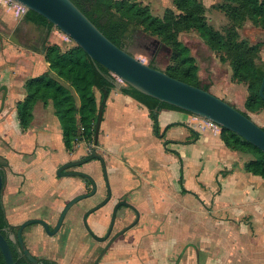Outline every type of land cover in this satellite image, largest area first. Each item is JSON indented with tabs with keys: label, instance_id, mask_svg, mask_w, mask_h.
<instances>
[{
	"label": "rangeland",
	"instance_id": "1",
	"mask_svg": "<svg viewBox=\"0 0 264 264\" xmlns=\"http://www.w3.org/2000/svg\"><path fill=\"white\" fill-rule=\"evenodd\" d=\"M131 1L147 6L151 13L158 17H163L167 9L175 10L172 0ZM199 1L205 8L209 25L225 35L233 26L226 12L222 10L226 0ZM17 10L9 0L0 3V87L6 85L13 88L17 98H21L26 95L25 84L29 79L48 72L44 48L58 45L63 50H68L77 44L56 27L48 34L46 28L25 22L26 14L18 16ZM245 24L246 22L238 29L240 39L252 46L264 44V34L253 36L254 33L250 31L255 29L251 25L246 27ZM178 38L190 49L192 57L196 60L201 85H207L212 94L216 93L228 104H234L235 108L247 113L257 125L264 128V111L250 112L242 103L246 102L249 94L247 83L233 81L230 60L221 62L223 56L227 57L226 53L211 50L194 30H183L178 34ZM127 41L124 51L144 64L163 72L172 64L171 49L158 37L145 32L142 27L131 30ZM258 57L257 64L263 65V45ZM52 77L57 79L55 74ZM62 83L69 87L64 81ZM116 83L121 88L126 86L118 78ZM116 89L118 90L115 88L113 91ZM72 93L79 104L73 89ZM95 93L100 103L101 93L97 90ZM216 94L214 95L217 96ZM1 95L0 93V109ZM6 102L7 98L3 111L10 116V111H15L16 104L11 103V107V104L6 105ZM117 117L118 114L115 121H118ZM50 118L59 123L54 114ZM134 120L135 123L138 122L136 132L113 123L107 131L108 146L102 139V128L97 147L94 146V141L76 144V161L90 154L92 148L102 156L111 185L110 204L94 214L89 221L95 234L99 237L105 235L112 208L122 199L136 206L140 213L138 226L117 241L99 264H264V220L258 218L261 214L258 208L260 204L255 203L252 198L246 203L245 199L249 195H243L239 202L232 203L228 186L226 189L211 180V173L205 179L211 180V185L205 181L206 185H202L199 183L195 166H192L190 171L195 170L186 172L182 179L180 167L171 164L167 159L174 156H169L170 152H167L161 140L152 134L151 125H148L143 117H135ZM11 121L13 122L12 119ZM0 146L4 147L5 144ZM107 148L118 150V153L114 155ZM1 150V153L8 152L7 149ZM237 155L239 158L235 161L238 165L254 158L242 152ZM76 171L89 174L100 185V189H103V170L98 160H93ZM9 173L18 174L11 167H7L6 175ZM222 178L220 176L219 181H223ZM79 180L80 178L77 179L76 185L68 183L54 189L50 201L59 204V208L52 216L45 217L52 224H55L66 204L83 192ZM182 186L191 194H183ZM19 195L21 197L18 198L28 204L30 197L23 198V192ZM104 197L103 189L96 198L84 200L81 205L75 206L66 216L64 229L57 237H46L39 231V226L27 228L26 247L40 258H49L58 264H94L105 244L87 238L86 233L82 231L80 214L89 206L98 204ZM44 211L47 209L44 208ZM131 220L130 211L121 210L114 232L124 228ZM9 221L19 226L26 220L17 217ZM64 236L68 238L65 243Z\"/></svg>",
	"mask_w": 264,
	"mask_h": 264
},
{
	"label": "trees",
	"instance_id": "2",
	"mask_svg": "<svg viewBox=\"0 0 264 264\" xmlns=\"http://www.w3.org/2000/svg\"><path fill=\"white\" fill-rule=\"evenodd\" d=\"M71 1L110 41L123 50L128 43V34L133 29L142 27L145 32L158 37L172 51V64L165 73L209 91L207 85L200 83L199 67L190 49L178 38V34L183 30L196 31L211 50L226 53L227 57L223 56L221 62L230 60L233 81L247 83L249 94L245 102L246 109L253 113L264 111V101L259 94L264 78V64H257L260 49L264 44L252 46L247 41L241 40L238 33V29L247 21L264 29V0H226L222 10L226 12L233 26L225 35L215 31L209 25L205 8L199 0H172L175 10L167 9L163 17L154 16L147 6L131 0ZM24 21L46 28L48 34H51L55 28L47 19L33 11L26 13ZM44 50L48 72L26 82V96L17 104L19 126L22 131L30 128L34 120L35 106L39 102L45 106L52 104L54 114L61 125L64 147L67 151L73 152L77 143L94 141L100 107L104 106L105 109L104 99H108L116 88V77L91 59L78 45L68 50L52 45ZM53 74L57 79L52 77ZM62 81L69 84L75 91L79 104L75 95ZM96 90L101 93L100 103L97 101ZM120 90L124 95L132 97L148 109L153 122V134L158 139L165 138V132L161 130L159 122L160 111L168 109L190 114L146 96L131 86L126 85ZM179 125L182 124H171L165 131ZM198 138L199 134L191 130V137L186 143H193ZM221 139L228 149L252 155L254 158L245 163V171L264 180V153L261 150L225 128H221ZM170 143L173 142H164L165 146ZM7 167L8 164L1 159L0 173L4 178V185L0 194V232L10 244L15 264H32L23 253L19 252V244H14L9 238L8 231L11 225L4 203ZM181 188L183 194L189 193L183 186ZM41 261L42 264H58L53 260ZM0 264H6L1 249Z\"/></svg>",
	"mask_w": 264,
	"mask_h": 264
},
{
	"label": "crops",
	"instance_id": "3",
	"mask_svg": "<svg viewBox=\"0 0 264 264\" xmlns=\"http://www.w3.org/2000/svg\"><path fill=\"white\" fill-rule=\"evenodd\" d=\"M245 25L246 27L251 25L255 29V31H250V33H254L253 36L264 34V29L255 28L251 21H247ZM69 89L72 91L71 87ZM216 95L223 98L218 94ZM25 96L17 98L13 88L9 87L6 105L15 103L16 108L15 111L11 109L10 116L5 111L0 114V144H5L4 147L0 146V151H2L1 149L8 150L7 153L0 152V157L7 160L8 167L18 172V174H8L7 186L4 191V203L9 219L23 217L28 220L33 217L40 218V215L42 217L52 216V213H55L59 208V204L50 201V198L54 195V189L68 183L76 185V181L79 179L78 177L61 178L56 174L60 166L76 160V146L73 152L65 149L60 122L55 123L53 121L56 120L50 118L54 114L52 104L45 107L44 104L38 103L35 106L34 120L29 130L22 131L20 129L17 118V104L24 100ZM106 102L108 104L104 109L101 128L104 132L102 139L107 146L109 137L107 131L110 130L111 125L118 123L119 126L125 127L131 132H136L138 122L135 123V117L145 118L148 125H151L153 134V122L148 109L135 99L124 95L120 89H116L111 92ZM242 103L245 105V102ZM117 114L119 119L115 121ZM39 116H42L41 121L38 119ZM159 122L161 130L165 132V138L160 139L162 144H164V141L173 142L170 143V146L164 144L167 152H170L169 156H174V158L169 157L167 159L171 164L180 167L183 179L186 172H193L197 169L199 183L202 185H206L205 182H209V185H211L213 179L214 182L218 185L221 184L226 189L228 186L232 203L239 202L240 197L243 195H249L245 199L246 203H249L250 198L255 203H259L260 207L258 208H260L261 214L258 218L264 220V180L247 173L245 163L241 165L236 163L235 159L239 158L237 153L241 152L225 147L221 139V130L218 127H211L206 120L199 117L168 109L160 111ZM175 123L182 125L165 131L167 126ZM191 130L198 133L199 138L193 143H186L191 137ZM107 150L113 152L114 155L118 153V150L114 151L112 148H107ZM192 166H195V169L190 171ZM210 173L212 174L211 180L205 181ZM220 176L223 177V181H219ZM20 192H23V198L24 196L30 197L28 204H24L21 198H18ZM188 194H191V192L189 191ZM44 208L47 211H44ZM262 223L264 224V221ZM10 224L18 226L12 221Z\"/></svg>",
	"mask_w": 264,
	"mask_h": 264
},
{
	"label": "water",
	"instance_id": "4",
	"mask_svg": "<svg viewBox=\"0 0 264 264\" xmlns=\"http://www.w3.org/2000/svg\"><path fill=\"white\" fill-rule=\"evenodd\" d=\"M10 1L13 2V0ZM24 2L28 5V11H33L47 19L63 34L71 38L91 59L109 70L124 84L131 86L142 94L155 98L162 103L186 111L194 116L216 124L220 128H225L239 135L264 153V129L257 125L249 116H246L242 111L215 96L210 91L175 79L163 71L144 64L134 56L119 48L110 41L71 0H24ZM43 53H45V50H43ZM116 88L120 89L121 87L116 85ZM2 92L3 97L0 114L5 108V100L8 93V87L6 85L1 86L0 93ZM259 94L264 101V78L262 80ZM106 101L107 98L104 99V102ZM103 115L104 106H101L95 131V147H97L99 143ZM93 160H99L104 165L103 170L108 187L110 188L105 160L102 156L97 154L95 148L86 160L73 161L60 166L57 170V176L85 177L90 179L94 182L95 191L92 195H95L97 185L90 175L76 170L67 173L63 172L65 169L79 167ZM3 185L4 178L0 173V194L2 193ZM111 195L112 194L110 193V197L107 201L111 199ZM86 197L87 196H79L66 205L61 214L58 226L54 231H50L48 224L43 220H28L20 225L17 235H10V240L14 244H19L23 255L26 256L32 264H42L26 248L23 239L24 229L30 225L39 224L43 226L51 236L55 235L59 231V228L63 224L71 208ZM105 204L106 202L94 208L89 214L101 209ZM122 205H124V203H120L116 209ZM116 215L117 210H115L113 215V222L110 231L107 237L103 240L108 239L112 233ZM133 226L134 224L131 227ZM87 227L89 228V226ZM131 227L122 231L118 236L124 234ZM90 233L93 234L91 230ZM0 249L5 258L6 264H15L10 244L1 232Z\"/></svg>",
	"mask_w": 264,
	"mask_h": 264
},
{
	"label": "flooded vegetation",
	"instance_id": "5",
	"mask_svg": "<svg viewBox=\"0 0 264 264\" xmlns=\"http://www.w3.org/2000/svg\"><path fill=\"white\" fill-rule=\"evenodd\" d=\"M0 88H1V87H0ZM1 94H2V95H1V98H2V97H3V92H2ZM93 149H94V148L91 149L90 154H88V155L85 156L84 158H81L79 161H83V160H86L87 158H89V156H90V155L92 154V152H93ZM1 159L5 160L4 158L0 157V160H1ZM74 161H76V160H74ZM98 161H99V160H98ZM71 162H73V161H71ZM99 162H100V161H99ZM5 163L8 164L7 160H5ZM68 163H69V162H68ZM100 163H101V162H100ZM87 164H89V162L86 163V165H87ZM84 165H85V164H84ZM84 165H81V166H79V167H75V168L65 169L63 172H64V173H67V172H70V171H74V170H76V169H80V168H82ZM8 166H9V164H8ZM101 166H102V170H103L104 165H103L102 163H101ZM84 173H85V172H84ZM86 174H87V173H86ZM88 175H89V174H88ZM102 177H103V178H102V182H103V189H104V192H105V197L103 198V200H101V201H100L98 204H96V205L89 206V204H85L86 206H89V207H88L86 210H84L83 212H81V214H80V223H81V226H82V231H83L84 233H86L85 235L87 236V238L92 239V240H95V241H97V242H99V243L105 244L104 248L101 250L100 254L98 255V258L96 259V262H95L96 264H99V263H100V261L103 259V257L108 253V251L113 247V245H114L115 243H117V241H119L121 238H123L128 232H130L131 230H133L135 227H137L138 224H139V222H140V213H139L137 207L134 206V205H132L131 203H129L126 199H122V200L118 201L117 203H115L114 206H113V208H112V212H111V216H110V220H109L108 228H107V230H106L105 235H104L103 237H99V236H97V235L95 234V232H94V228L91 227V226L89 225V221H90V219H92V217H93L94 214H96V213L100 212L101 210H103L104 208H106V207L110 204L111 199H112V195H111V199H110L109 201H107V200L109 199V197H110V193L112 194V190H110L111 185H110V188L108 187V183H107V180H106V177H105L104 170H103V176H102ZM61 178H64V177H61ZM78 178H80V180H81L82 185H81L80 187L83 189V192H82L80 195L76 196L75 198H77V197H79V196H87V197H86L85 199H83L82 201L76 203V204L71 208V210L74 209L75 206H79V205H81L82 202H84V200H85V201H88V200H92L93 198H96V196L99 195V193L103 190V189H102V190L100 189V188H101L100 185L97 184V182L93 179V180L95 181V184L97 185V189H96V193H95V195H92L93 192L95 191L94 182H93L92 180H90V179L85 178V177H78ZM92 178H93V177H92ZM109 184H110V183H109ZM75 198H73V199H75ZM73 199H72V200H73ZM72 200H71V201H72ZM90 202H91V201H90ZM105 202H106V204H105L101 209L95 211L94 213L89 214L94 208H96V207L102 205V204L105 203ZM120 203H124V205H122V206H120L118 209H116L117 206H118ZM66 205H67V204H66ZM65 207H66V206H65ZM123 209H126V210H129V211H130V213H131V215H132V220H131L130 223H128L124 228H120L117 232H114L115 228L117 227L118 215H119V213L121 212V210H123ZM63 210H64V209H63ZM63 210H62V212H63ZM71 210H70V211H71ZM115 210H117V215H116L115 223H114V225H113L112 233L110 234V236L108 237V239L103 240L105 237H107V235H108V233H109V231H110V228H111V226H112V222H113V215H114V213H115ZM62 212H61L60 215L58 216V218H57L55 224H52V223L48 220V218H45V217H42L41 219H40V218H31L30 220H33V219L43 220V221H45V222L48 224V226H49V228H50V231H54V230L57 228V226H58V223H59V220H60V217H61ZM69 213H70V212H69ZM69 213H68V214H69ZM65 219H66V218H65ZM26 221H28V220H26ZM26 221H25V222H26ZM135 222H136V224H135ZM23 223H24V222H23ZM23 223H22V224H23ZM64 224H65V220H64L63 224L61 225V227L59 228V231H58L55 235H53V236H51V235L46 231V229H45L43 226L39 225V224L30 225V226L26 227V228L24 229V231H23V239H24V242H25V240H26V238H25V232H26V229H27V228H28V229H33V227L39 226V229H40L39 231H41L46 237L50 236V238H54V237L59 236V235L62 233V231H63V229H64ZM133 224H134V226L131 227ZM10 225H11V227H10V229H9V231H8V232H9V238H10V235H11V234H15V235H17L18 230H19V227H20V225H19V226H14V225H12V224H10ZM87 226H89V228H88ZM129 227H131V228H130L128 231H126L124 234L118 236L122 231L126 230V229L129 228ZM16 228H17V229H16ZM89 229L93 232V234L90 233V230H89ZM47 233H48L49 235H47ZM94 234H95V235H94ZM96 237H97V238H96ZM64 238H65V240H63V243H65V242H66V239H68L66 236H64L63 239H64ZM61 240H62V239H61ZM25 243H26V242H25ZM17 244H18V243H17ZM25 245H26V244H25ZM26 248H27V247H26ZM27 249L31 252V254H32L35 258L38 259V261H39L40 263L42 262L41 260H51V259H49V258H40L39 255L33 253L32 250H30L29 248H27ZM18 250H19V252L22 253V251H21V249H20V246H19V249H18ZM53 261H54V260H53ZM56 262H57V261H56ZM57 263H58V262H57ZM95 263H94V264H95Z\"/></svg>",
	"mask_w": 264,
	"mask_h": 264
},
{
	"label": "clouds",
	"instance_id": "6",
	"mask_svg": "<svg viewBox=\"0 0 264 264\" xmlns=\"http://www.w3.org/2000/svg\"><path fill=\"white\" fill-rule=\"evenodd\" d=\"M0 3H5V0H0ZM14 6L17 7V15L26 14L28 11V5L24 2V0H13Z\"/></svg>",
	"mask_w": 264,
	"mask_h": 264
},
{
	"label": "built area",
	"instance_id": "7",
	"mask_svg": "<svg viewBox=\"0 0 264 264\" xmlns=\"http://www.w3.org/2000/svg\"><path fill=\"white\" fill-rule=\"evenodd\" d=\"M10 1V0H9ZM12 2V1H11ZM13 3V2H12ZM208 122V124L211 126V127H216L217 128V125L216 124H213V123H211V122H209V121H207Z\"/></svg>",
	"mask_w": 264,
	"mask_h": 264
}]
</instances>
